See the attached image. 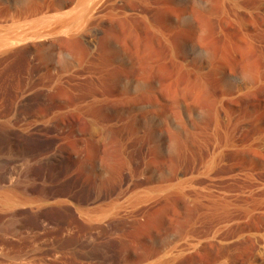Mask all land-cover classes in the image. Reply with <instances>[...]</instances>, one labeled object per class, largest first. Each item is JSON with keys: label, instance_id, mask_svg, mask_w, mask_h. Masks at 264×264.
<instances>
[{"label": "rangeland", "instance_id": "obj_1", "mask_svg": "<svg viewBox=\"0 0 264 264\" xmlns=\"http://www.w3.org/2000/svg\"><path fill=\"white\" fill-rule=\"evenodd\" d=\"M90 1L0 0V264H264V0Z\"/></svg>", "mask_w": 264, "mask_h": 264}, {"label": "bare ground", "instance_id": "obj_2", "mask_svg": "<svg viewBox=\"0 0 264 264\" xmlns=\"http://www.w3.org/2000/svg\"><path fill=\"white\" fill-rule=\"evenodd\" d=\"M82 1H84V0H82ZM85 1H87V0H85ZM89 1H90V0H89ZM91 2H92V1H90L89 4H90V6L92 7ZM94 2H95V1H94ZM78 3H79V2H78ZM82 4H83V3H82ZM85 4H86V5H85L84 7H86V6L88 5L86 2H85ZM93 5H94V4H93ZM95 5L97 6V3H96ZM80 6H82V5H80ZM90 6H89V7H90ZM84 7H82L83 10L80 8L82 11H81L80 9H79L80 12H79V11H76V13L79 12L80 15L77 14L78 16H76L74 13L72 14L73 16H76V17H73V16H72V18L70 17V18H67V19H66V17L64 16V18L62 17V20H61V18H60L61 21L58 19V20H59V23L57 22L58 20L55 21L54 19H53V20H54L53 22L57 23V24H58V25L56 24L57 27H58L61 31H64L65 33L74 32V31L76 32V30H77V32H78V28H80V27H81L82 25H84V23H85V20L83 19V14L88 12V10H87L88 8H87V9H84ZM87 7H88V6H87ZM91 7H90V8H91ZM90 8H89V10H90ZM92 8H93V7H92ZM94 8H95V7H94ZM96 8H97V7H96ZM86 10H87V11H86ZM91 10H92V9H91ZM85 11H86V12H85ZM82 12H83V13H82ZM90 12H91V11H90ZM87 14H88V13H87ZM50 19H51V18H50ZM56 19H57V18H56ZM46 21H47V20H46ZM48 21H49V19H48ZM51 21H52V20H51ZM41 22L43 23V20H41ZM86 22H87V21H86ZM44 23H45V21H44ZM44 23H43V24H44ZM35 24H38V23L36 22ZM32 25H34V24H32ZM38 25H39V24H38ZM38 25L36 26L37 28H38V27H41V25H40V26H38ZM44 25H45V24H44ZM44 25H42V26H44ZM85 25H86V23H85ZM85 25H84V26H85ZM31 27H32V28H35V25H34V27H33V26H31ZM31 27H30V30H31ZM47 27H49V25H46V28H45V26H44V30L46 29L45 31L48 32V30H49L51 27H50L49 29H48ZM57 27L55 26V28H57ZM41 28H42V27H41ZM41 28H40V30H39V28H38L39 31H37V32H40V31L42 30ZM35 29H36V28H35ZM35 29H32V31L35 32V31H34ZM47 29H48V30H47ZM53 29H54V28H53ZM25 30H26V29H25ZM30 30L28 31V33L30 32ZM51 30H52V29H51ZM80 30L82 31V27L80 28ZM84 31H85V30H84ZM22 32H23V31H22ZM49 32H50V31H49ZM24 33H25V32H23V34H24ZM30 33H31V32H30ZM30 33H29V34H30ZM43 33H44V32H43ZM29 34H27V36H28ZM33 34H34V33H33ZM35 34L37 35V34H39V33H36V32H35ZM41 34H42V33H41ZM0 35H1V34H0ZM3 35H4V34H2L1 36H3ZM24 35H26V33H25ZM27 36H23L22 39H23L24 37L27 38ZM32 36H34V35H32ZM32 36H28V37L30 38V37H32ZM7 37H8V36H7ZM17 37H18V35H17ZM9 38H10V37H9ZM15 38H16V36L13 37L12 40H14ZM10 39H11V38H10ZM20 39H21V37L19 36V37H18V40H20ZM91 39H92V38H91ZM3 40H5V39H3ZM15 40H17V38H16ZM87 40H88V39H87ZM8 41H9V39H8ZM1 42H2V40L0 39V44H1ZM4 42L7 43V40L3 41L2 44H4ZM9 43H10V42H9ZM9 43H8V44H9ZM2 44H1V45H2ZM11 44H13V43H11ZM2 47H6V46H3V45H2ZM40 166H42L43 168H46V170H47V169H48V170H49V169H54V172H55V171H58V170L60 169V166H61V165H60V158L54 156V157H49V158L44 159V160L42 159V160H41V163H40ZM263 253H264V252H263ZM263 256H264V255H263ZM260 257H261V256H260Z\"/></svg>", "mask_w": 264, "mask_h": 264}]
</instances>
